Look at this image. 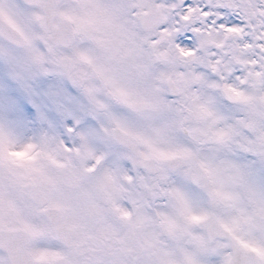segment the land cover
Returning a JSON list of instances; mask_svg holds the SVG:
<instances>
[{
	"label": "snow or ice",
	"instance_id": "6c2138e0",
	"mask_svg": "<svg viewBox=\"0 0 264 264\" xmlns=\"http://www.w3.org/2000/svg\"><path fill=\"white\" fill-rule=\"evenodd\" d=\"M0 264H264V0H0Z\"/></svg>",
	"mask_w": 264,
	"mask_h": 264
},
{
	"label": "rangeland",
	"instance_id": "374dc122",
	"mask_svg": "<svg viewBox=\"0 0 264 264\" xmlns=\"http://www.w3.org/2000/svg\"><path fill=\"white\" fill-rule=\"evenodd\" d=\"M33 105V102L32 101H29V106H32Z\"/></svg>",
	"mask_w": 264,
	"mask_h": 264
}]
</instances>
